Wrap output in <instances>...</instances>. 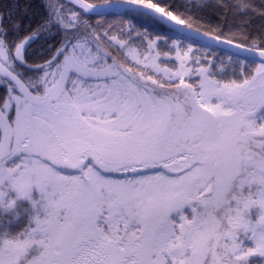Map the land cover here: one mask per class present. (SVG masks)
Returning <instances> with one entry per match:
<instances>
[{"label":"snow or ice","instance_id":"snow-or-ice-1","mask_svg":"<svg viewBox=\"0 0 264 264\" xmlns=\"http://www.w3.org/2000/svg\"><path fill=\"white\" fill-rule=\"evenodd\" d=\"M5 197L0 264H264V0L0 2Z\"/></svg>","mask_w":264,"mask_h":264},{"label":"trees","instance_id":"trees-1","mask_svg":"<svg viewBox=\"0 0 264 264\" xmlns=\"http://www.w3.org/2000/svg\"><path fill=\"white\" fill-rule=\"evenodd\" d=\"M0 2H3V0H0ZM39 195V192L33 189L32 198L38 199ZM7 199L8 198L3 202H0V237L16 235L25 228L31 226V217L34 214L39 213L40 215H43V212L38 207H32L27 198L18 199L16 203L10 207L7 204ZM259 211L258 207L250 208L247 214L248 218L255 220ZM184 212L190 214V209L186 206ZM245 243L248 246H251L250 241H246Z\"/></svg>","mask_w":264,"mask_h":264},{"label":"rangeland","instance_id":"rangeland-1","mask_svg":"<svg viewBox=\"0 0 264 264\" xmlns=\"http://www.w3.org/2000/svg\"><path fill=\"white\" fill-rule=\"evenodd\" d=\"M10 195H14V194H10ZM6 198H9V197H5V199H6ZM185 207H186V206H185ZM186 209H187V208H186Z\"/></svg>","mask_w":264,"mask_h":264}]
</instances>
